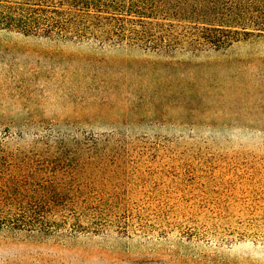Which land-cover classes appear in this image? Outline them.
<instances>
[{"label": "rangeland", "instance_id": "1", "mask_svg": "<svg viewBox=\"0 0 264 264\" xmlns=\"http://www.w3.org/2000/svg\"><path fill=\"white\" fill-rule=\"evenodd\" d=\"M68 31L0 30V161L80 185L106 226L0 234V264H264V37L170 60Z\"/></svg>", "mask_w": 264, "mask_h": 264}, {"label": "trees", "instance_id": "2", "mask_svg": "<svg viewBox=\"0 0 264 264\" xmlns=\"http://www.w3.org/2000/svg\"><path fill=\"white\" fill-rule=\"evenodd\" d=\"M31 1L42 2H0V30L56 40L69 38L68 30L74 28L70 35L78 42L170 60L225 54L264 37V11L256 7L257 0H73V12L27 3ZM166 64L171 70L189 65ZM85 193L39 162L0 161V234L55 236L76 231L74 221L79 229L81 217L91 218L96 229L105 227L102 201L90 202Z\"/></svg>", "mask_w": 264, "mask_h": 264}]
</instances>
